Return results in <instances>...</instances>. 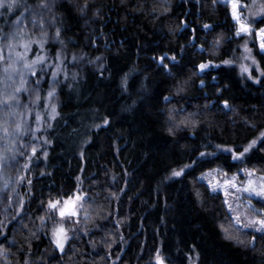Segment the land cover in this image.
I'll return each mask as SVG.
<instances>
[{
	"label": "trees",
	"instance_id": "1",
	"mask_svg": "<svg viewBox=\"0 0 264 264\" xmlns=\"http://www.w3.org/2000/svg\"><path fill=\"white\" fill-rule=\"evenodd\" d=\"M16 4L11 11L6 4L0 16V38L25 49L26 61L16 59L14 67L18 85H28L14 101L0 103V117L13 119L15 129L29 124L33 138H16L15 151H2L5 167L18 165V153L28 159L12 190L22 204L0 241V264L41 259L50 203L74 200L84 205L87 235L70 239L47 264H109V256H120L115 264H188L192 250L196 264H264V234L235 226L222 196L198 179L215 168L264 175V54L252 45L247 77L233 66L200 68L239 50L243 39L236 38L229 6L221 0ZM254 25L264 28V13ZM40 55L49 67L23 72ZM4 225L0 220V230Z\"/></svg>",
	"mask_w": 264,
	"mask_h": 264
},
{
	"label": "rangeland",
	"instance_id": "2",
	"mask_svg": "<svg viewBox=\"0 0 264 264\" xmlns=\"http://www.w3.org/2000/svg\"><path fill=\"white\" fill-rule=\"evenodd\" d=\"M4 2L5 7H0V16H2L1 18L6 17L4 13L8 0H4ZM221 2L226 3L229 6V15L231 17V20L236 25V38H241L243 39V41H240L241 44L239 46V50H237L236 48L234 52L236 55H234L233 58L229 60L230 63L223 62L222 64H209L204 68V70H207L209 68L215 69L219 65L231 67L233 66L236 67L239 74L243 77L250 76V72L254 67L251 58L252 50H254L252 45H254V47L260 53L264 54V50H262L260 46V32L264 28H258L254 25V22L264 13V0H236L237 4L239 5L236 10L239 16V22L233 15V0H221ZM1 18L0 22H3ZM240 23L248 26L249 31L247 33L240 31ZM1 25L2 23H0V26ZM238 32L239 35H237ZM22 33L23 35L25 34V32ZM15 47L18 46H16V44L14 43L11 44L6 39L0 38V55H2V58H0V103H3L1 104V106L15 100L16 92H19L16 91V89L24 88L28 85L24 84L19 86L16 81L17 67H14L16 59L21 60L25 58L24 61H26L27 57L24 48L16 49ZM68 53L69 52L65 51V53L61 55L60 64L67 61ZM43 57L40 55L39 57H37L36 61L32 63L27 60V62L23 64V72L36 73L34 72L36 71L35 68L41 67L45 69L49 67L48 64L50 59L45 56ZM73 64L77 65L75 63H72V65ZM245 68H247L248 71H244ZM63 69L65 70V68ZM63 73L67 74L66 71H64ZM36 86H31L34 92L38 89L36 88ZM24 93L29 99H31L30 94L32 92L28 93V91H24ZM48 98L47 100L49 103ZM11 114L13 116H18V113L16 112L15 114H13V112ZM33 114H35V112H33ZM38 115L40 114H35V116ZM14 126L15 123L13 122V119L9 118L8 121H5L0 117V217H2L0 220H2V223L5 224L0 230L1 242H3L4 238L7 235V225L10 222H13L16 217L14 213H18L20 211L22 202L18 200V197L15 196V192L12 190H14L16 187V184L18 182L17 179H20L19 177H22V173L27 167L28 159V157H25L24 153H18V165L12 162L13 166L10 165L5 167L6 160L4 159L3 155H5L6 150L10 149L9 147H11V149L14 151L16 150L14 147V139L17 138L21 141L26 140L27 143H30L32 142V140L28 139L33 138V136H29L30 134H28L31 133L29 124L20 129L19 127L15 129ZM10 134H12V138L9 136ZM1 142L3 143L2 145ZM2 151H4L3 155ZM241 153H243V155H240L241 157L237 158L236 160H241L242 162V159L245 158L248 153ZM198 179L199 181L204 183L212 193H218L222 196L228 214L231 218V222L235 226H238L240 229L245 231H253L255 233L264 234V231H257V228L259 227L258 224L252 223L253 221L264 219V194H257L259 192H264L263 174H259L247 168H242L234 174H227L221 168H215L202 173L198 176ZM214 188L215 191L213 190ZM245 189L250 190L245 191ZM2 190L7 193L6 196H3ZM61 210H67V215L58 216V212H60ZM73 212L75 213V215H72ZM83 212L84 205L80 200H74L60 205L58 204L57 208L53 209V221L48 227V244L47 246L42 248L43 257L41 259H45L41 261V259H39L38 257L39 255L36 254L32 256V258L27 259L24 264H47L48 260L55 254H62L64 252L65 247L70 239L78 238L81 236L86 237L87 234L83 221ZM7 220H9V222H7ZM60 229H63L62 233L60 232ZM58 242L60 245H62V247L58 246ZM119 257L120 256L113 258L112 256H109V264H115L119 260ZM196 263L197 253L192 250L188 258V264Z\"/></svg>",
	"mask_w": 264,
	"mask_h": 264
},
{
	"label": "snow or ice",
	"instance_id": "3",
	"mask_svg": "<svg viewBox=\"0 0 264 264\" xmlns=\"http://www.w3.org/2000/svg\"><path fill=\"white\" fill-rule=\"evenodd\" d=\"M17 4H16V0H8V3H7V9L9 11H11L14 7H16ZM46 6V5H45ZM238 4L236 2V0H233L232 2V9H233V15L234 17L237 18V21L239 22V16L237 14V8H238ZM0 7H5V2L4 0H0ZM207 27V26H206ZM240 31H243L245 33H247L249 31V28L248 26H246L245 24L243 23H240ZM57 35H59V33H57ZM237 35H239V32L237 33ZM15 34L13 33V38H14ZM260 36H261V49L264 50V29L261 30L260 32ZM11 47V45H10ZM0 58H2V55H0ZM164 58L162 57L161 60H163ZM225 63H230L229 61H225ZM253 63H255V61H253ZM27 66V65H26ZM205 67H207V65H200V68L201 70H203ZM244 71H248L247 68L244 69ZM262 75H264V73H262ZM16 91H20V89H16ZM52 93L50 92L49 93V96H51ZM37 99H39V97H37ZM54 111V109H53ZM19 127V126H18ZM256 141H253L252 142V145H249L248 148H245L244 149V152H248L250 150V148L255 145ZM33 154H35V150L33 149ZM243 155V153H241V156ZM234 158H239V157H234ZM173 175H176V176H179L181 175V172H174ZM215 191V188L213 189ZM250 189H245V191H249ZM258 195L260 194H264V192H259L257 193ZM59 204V201L57 202H54V203H50L49 207L52 208V209H56L57 208V205ZM65 214V212L63 210L60 211V215L63 216ZM72 215H75V213L73 212ZM252 223L254 224H258L259 227L257 228V231H264V219H261V220H257V221H253ZM60 232L62 233L63 232V229H60ZM58 246H61L58 242ZM159 264V262H158Z\"/></svg>",
	"mask_w": 264,
	"mask_h": 264
},
{
	"label": "water",
	"instance_id": "4",
	"mask_svg": "<svg viewBox=\"0 0 264 264\" xmlns=\"http://www.w3.org/2000/svg\"><path fill=\"white\" fill-rule=\"evenodd\" d=\"M64 212H65V214L63 216L67 215V212L66 211H64ZM58 216H61L60 212H58Z\"/></svg>",
	"mask_w": 264,
	"mask_h": 264
}]
</instances>
